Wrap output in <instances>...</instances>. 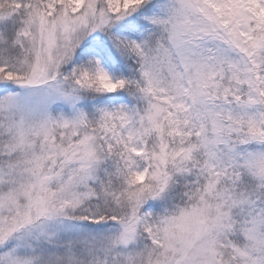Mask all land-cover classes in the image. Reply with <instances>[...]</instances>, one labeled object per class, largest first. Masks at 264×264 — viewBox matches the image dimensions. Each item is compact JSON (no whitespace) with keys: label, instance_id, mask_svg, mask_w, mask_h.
<instances>
[{"label":"snow or ice","instance_id":"1","mask_svg":"<svg viewBox=\"0 0 264 264\" xmlns=\"http://www.w3.org/2000/svg\"><path fill=\"white\" fill-rule=\"evenodd\" d=\"M0 264H264V0H0Z\"/></svg>","mask_w":264,"mask_h":264}]
</instances>
